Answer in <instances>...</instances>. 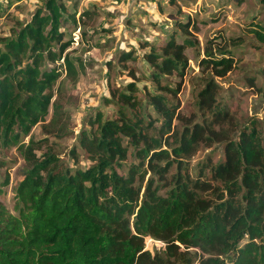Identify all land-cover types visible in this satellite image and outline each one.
<instances>
[{
	"label": "trees",
	"instance_id": "16d2710c",
	"mask_svg": "<svg viewBox=\"0 0 264 264\" xmlns=\"http://www.w3.org/2000/svg\"><path fill=\"white\" fill-rule=\"evenodd\" d=\"M66 10L63 0H45L27 22L0 36V145L15 146L24 160L12 211L0 201V264H264V105L236 141L228 136L229 112L214 109V78L233 69V56L225 48H204L198 65L210 77L197 105L211 117L196 122L180 114L177 100L185 49L193 45L184 35L189 21L177 22L181 41L171 34L158 45L144 42L151 89L139 88L128 69L133 81L104 98L113 115L97 111L88 120L68 163L46 144L47 136L65 130L53 86L62 71L74 80L80 66L66 51ZM253 26L252 36L264 44V25ZM134 58L132 50L122 51L119 67ZM38 123L45 136L24 141ZM221 141L223 160L206 165L208 177L204 166L191 177L183 159L199 144ZM7 183L5 176L0 195ZM147 236L163 243L162 255L145 248Z\"/></svg>",
	"mask_w": 264,
	"mask_h": 264
},
{
	"label": "rangeland",
	"instance_id": "374dc122",
	"mask_svg": "<svg viewBox=\"0 0 264 264\" xmlns=\"http://www.w3.org/2000/svg\"><path fill=\"white\" fill-rule=\"evenodd\" d=\"M45 0H0V36L9 35L17 29L18 22H27L37 8H43ZM67 10L63 14L61 30L65 40L70 41L66 49L75 65L80 64L78 74L70 80L62 71L53 86L54 96H58L66 119L64 133L47 136L46 144L60 158L70 163L69 149L77 145L79 133L88 129V120L97 111L112 116L114 108L104 101L110 90L122 87L133 79L127 70L135 73L136 85L140 88L151 83L146 80L149 66L143 58L144 42L158 45L171 34L177 41L187 36L193 45L187 46L185 55L188 65L177 95L178 110L181 115L199 122L209 120L211 112L198 108L197 93L205 80L210 77L206 68L198 65L203 50L225 48L233 56L235 65L223 77H215L219 86L215 110H227L231 115L230 139L236 141L239 130L246 128L253 118L261 116L264 105V44L251 34L253 23L264 25V0H63ZM82 12H86L82 15ZM74 14L75 21L69 15ZM79 17V19H78ZM187 33L179 30L177 22H188ZM0 43V48H1ZM132 50L133 60H128L126 69L117 62L123 51ZM174 79V78H173ZM51 109L46 117L49 119ZM181 128L180 122L173 121ZM156 121V125H158ZM229 125V126H230ZM228 127V126H227ZM45 136L40 123L33 126L24 137L34 139ZM224 142L210 145L199 144L196 150L183 159L187 173L195 178L200 168L215 165L223 160ZM45 148V147H43ZM37 154L43 149L35 150ZM87 161L80 157V165ZM128 162L123 164V170ZM24 160L15 146L0 145V183L8 176L7 185L1 186L0 201L12 211L14 203L13 186L21 179ZM172 165L166 174L175 172ZM206 177L209 176L205 168ZM215 185L223 190L220 182ZM1 185V184H0ZM162 192V191H161ZM213 197L212 193L207 194ZM145 248L152 253L163 254L161 241L147 236Z\"/></svg>",
	"mask_w": 264,
	"mask_h": 264
}]
</instances>
